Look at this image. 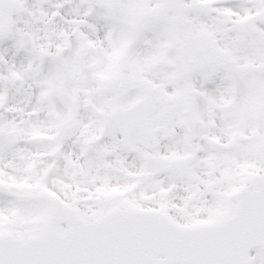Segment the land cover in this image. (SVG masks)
Returning <instances> with one entry per match:
<instances>
[{"label":"snow or ice","instance_id":"obj_1","mask_svg":"<svg viewBox=\"0 0 264 264\" xmlns=\"http://www.w3.org/2000/svg\"><path fill=\"white\" fill-rule=\"evenodd\" d=\"M0 264H264V0H0Z\"/></svg>","mask_w":264,"mask_h":264}]
</instances>
